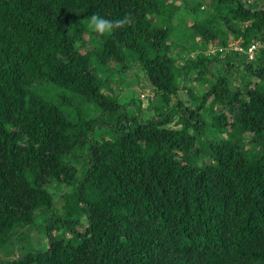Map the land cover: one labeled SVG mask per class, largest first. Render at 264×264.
<instances>
[{"label":"trees","instance_id":"trees-1","mask_svg":"<svg viewBox=\"0 0 264 264\" xmlns=\"http://www.w3.org/2000/svg\"><path fill=\"white\" fill-rule=\"evenodd\" d=\"M178 1L0 0V264H264V0Z\"/></svg>","mask_w":264,"mask_h":264},{"label":"rangeland","instance_id":"rangeland-1","mask_svg":"<svg viewBox=\"0 0 264 264\" xmlns=\"http://www.w3.org/2000/svg\"><path fill=\"white\" fill-rule=\"evenodd\" d=\"M181 0L178 1L180 3ZM192 1V0H185ZM177 21V19H175ZM233 42V41H232ZM214 46H211L210 52L214 51ZM195 53V52H194ZM184 63L187 62V58L183 59ZM115 64L112 63V68L116 69ZM118 73L119 87L117 91L120 90V98L125 102H130L131 99L137 100L141 103L143 109V116L148 118L155 114V103L157 101V95L154 87L149 82L144 69L139 64H133L131 68L127 70H116ZM179 97L186 103H191L193 101V96L191 95L188 88H181L179 90ZM27 230L26 228L24 229ZM31 236L33 237V242L39 244L41 242V236L38 235L36 229H31ZM22 252L19 249V246L13 249V252L10 255L0 254V256L8 257H17L20 256Z\"/></svg>","mask_w":264,"mask_h":264},{"label":"clouds","instance_id":"clouds-1","mask_svg":"<svg viewBox=\"0 0 264 264\" xmlns=\"http://www.w3.org/2000/svg\"><path fill=\"white\" fill-rule=\"evenodd\" d=\"M91 30L98 34H109L126 23V18H108L100 12L93 11L87 21Z\"/></svg>","mask_w":264,"mask_h":264},{"label":"built area","instance_id":"built-area-1","mask_svg":"<svg viewBox=\"0 0 264 264\" xmlns=\"http://www.w3.org/2000/svg\"><path fill=\"white\" fill-rule=\"evenodd\" d=\"M233 48L238 49V50H244L243 46L240 44V40L238 39L234 43H231ZM259 43L257 41H253L250 43L248 49L246 52L248 53L249 58L253 59L256 56V49L258 47Z\"/></svg>","mask_w":264,"mask_h":264}]
</instances>
